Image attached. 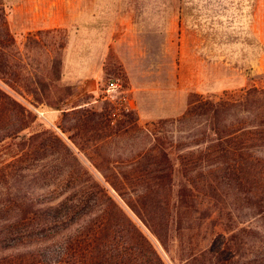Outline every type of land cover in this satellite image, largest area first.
I'll return each instance as SVG.
<instances>
[{"label": "trees", "instance_id": "1", "mask_svg": "<svg viewBox=\"0 0 264 264\" xmlns=\"http://www.w3.org/2000/svg\"><path fill=\"white\" fill-rule=\"evenodd\" d=\"M0 11L4 81L61 106L72 91L47 50L35 74L19 57L18 79L9 76L15 40ZM61 109L57 128L26 131L36 115L0 87V155L11 152L0 160V264H169L109 188L165 247L207 221L197 264H264V239L253 235L260 226L238 218L244 206L264 218V86L195 94L181 114L147 123L108 100L102 109ZM226 188L234 190L231 224L212 203Z\"/></svg>", "mask_w": 264, "mask_h": 264}, {"label": "rangeland", "instance_id": "2", "mask_svg": "<svg viewBox=\"0 0 264 264\" xmlns=\"http://www.w3.org/2000/svg\"><path fill=\"white\" fill-rule=\"evenodd\" d=\"M99 4L88 0H0L15 40L8 50L9 76L18 79L14 72L19 57L28 75L35 74L45 62L47 50L49 58L62 61L60 82L72 91L61 106L36 103L27 92L11 88L0 72V87L36 115L26 131L57 128L61 107L73 102L93 109H102L105 100L116 102L133 109L140 123H147L181 114L195 94L217 99L237 96L253 84L264 86V0H114L105 3L107 10H98ZM127 5L132 9L119 10L117 16L111 9ZM8 15L20 31H12ZM105 41L107 49H99ZM100 52L104 59L101 75L92 77L94 91L87 89L92 79L72 83L62 78L67 57L70 71L83 55L84 66L89 62L87 67L94 70L95 55ZM110 80L117 86L108 90ZM10 154H1L0 160ZM181 180L175 160L176 185ZM109 191L169 264H184L181 257H193L205 246L211 227L207 221L201 228L185 230L165 247L117 192ZM218 194L211 200L221 211L220 219L234 223V190L226 188ZM238 214L239 219L259 225L253 235L264 239V218L254 207L244 206ZM192 257L189 264L197 262Z\"/></svg>", "mask_w": 264, "mask_h": 264}, {"label": "crops", "instance_id": "3", "mask_svg": "<svg viewBox=\"0 0 264 264\" xmlns=\"http://www.w3.org/2000/svg\"><path fill=\"white\" fill-rule=\"evenodd\" d=\"M88 1L102 3V4L97 5L96 8L98 10H102V9L107 10L109 7L106 6L105 3L112 2L114 0H88ZM115 1H117V0H115ZM128 1H130V0H128ZM111 9H113L115 11V16H117L119 13V10H126L127 12H129L132 8L127 5L125 7H122L121 9L118 8V6L111 7ZM15 10H16V7L13 8V11H15ZM8 22H9V25H10L13 32H18L21 30L20 26L14 25V24L12 25L10 15H8ZM32 27H34V26H32ZM101 43H103L102 40H101ZM107 47H108V45L105 41L104 45L102 47L100 46L99 49H107ZM85 58H86L85 55L79 56L78 61L76 63L74 62V68L75 69H73V71H70V69H69V59L70 58L67 57L64 60V67L62 70V78H64L67 81H70L72 83H78V82L82 81V79H86V78L92 79V80H90V85L87 87V89L89 91H94L95 90V83H94V80L92 77H97V76L101 75V66H102L103 59H104V53L100 52L99 54L95 55V68H94V70H93V68L91 69L90 66L87 67L88 65H91V64H89V62H87V64H88L87 66H84L85 65Z\"/></svg>", "mask_w": 264, "mask_h": 264}, {"label": "built area", "instance_id": "4", "mask_svg": "<svg viewBox=\"0 0 264 264\" xmlns=\"http://www.w3.org/2000/svg\"><path fill=\"white\" fill-rule=\"evenodd\" d=\"M116 86H117V82H116V81H113V80H110V81L108 82V85H107L108 90H109V89H112V88H114V87H116Z\"/></svg>", "mask_w": 264, "mask_h": 264}]
</instances>
